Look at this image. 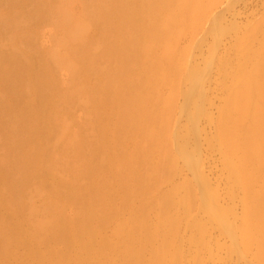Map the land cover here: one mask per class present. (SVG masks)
Wrapping results in <instances>:
<instances>
[{"label": "rangeland", "instance_id": "1", "mask_svg": "<svg viewBox=\"0 0 264 264\" xmlns=\"http://www.w3.org/2000/svg\"><path fill=\"white\" fill-rule=\"evenodd\" d=\"M0 264H264V0H0Z\"/></svg>", "mask_w": 264, "mask_h": 264}, {"label": "bare ground", "instance_id": "2", "mask_svg": "<svg viewBox=\"0 0 264 264\" xmlns=\"http://www.w3.org/2000/svg\"><path fill=\"white\" fill-rule=\"evenodd\" d=\"M100 6H101V3H100ZM83 32H84V27L81 25H77L74 34H72V37L74 39H80L83 35ZM15 79H17V78H15V76L8 77V82H13V81H15ZM10 87L14 92V88L11 85H10ZM6 108H8V109H15L16 108L17 109V107H15V106H6Z\"/></svg>", "mask_w": 264, "mask_h": 264}]
</instances>
